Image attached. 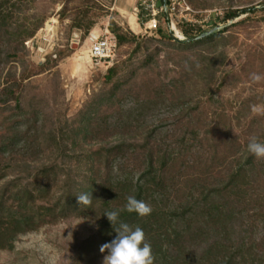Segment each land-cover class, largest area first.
I'll use <instances>...</instances> for the list:
<instances>
[{
    "label": "trees",
    "instance_id": "obj_1",
    "mask_svg": "<svg viewBox=\"0 0 264 264\" xmlns=\"http://www.w3.org/2000/svg\"><path fill=\"white\" fill-rule=\"evenodd\" d=\"M29 1L0 0V78L9 66L0 82V180L8 177L0 186V249L11 250L20 234L43 224L88 217L95 233L74 245L71 264H96L99 254L106 255L101 245L115 236L116 225L112 228L103 214L123 209L126 197L134 196L150 205L151 213L139 217L121 211L119 219L142 228L154 264H264V158L246 150L252 136L264 142V96L262 107L255 110L243 101L214 97L227 76L221 69L224 51L202 55L201 65L192 61L187 67L185 74L192 73L193 83L203 66L208 75L192 89L193 105L180 107L169 134L156 139L150 130L140 138L108 143V137L131 126L119 124V109L103 113L114 91L97 94L75 117L59 123L49 122L46 115L39 121L37 108L26 110L21 104L20 91L15 92L25 78H13L18 53L44 21L20 17L22 4ZM256 9H227L222 22ZM65 12L64 3L59 18ZM72 22L71 27L84 33L92 26L91 21ZM237 22L218 30H182V40L159 28L157 33L178 49L190 48L223 40L222 33ZM109 31L116 48L136 39L115 23ZM117 73L113 60L105 80L111 82ZM126 83L113 88L122 90ZM150 102L148 96L139 104ZM203 103L216 107L205 110ZM17 114L24 115L17 120ZM84 193L92 195L90 205L78 203L77 196Z\"/></svg>",
    "mask_w": 264,
    "mask_h": 264
},
{
    "label": "rangeland",
    "instance_id": "obj_2",
    "mask_svg": "<svg viewBox=\"0 0 264 264\" xmlns=\"http://www.w3.org/2000/svg\"><path fill=\"white\" fill-rule=\"evenodd\" d=\"M154 1L156 6L160 5L159 0ZM64 3L66 15L59 18ZM148 3V0H134L131 4L126 0H32L22 4L20 17L25 14L44 18L41 27L23 42L13 76L15 79L25 78L15 93L20 91L21 104L26 110L37 108L39 121L46 115L49 122L59 123L75 117L97 94L108 95L114 91L116 94L111 97L110 105L102 106L103 113L119 109L122 113L119 124L132 127L128 126L122 134L108 137V143L140 138L150 130H155L156 139L163 138L175 126L180 107L193 105L192 89L204 83L208 75L203 66L200 76H195L198 81L193 83L192 73L185 74L187 67L192 61L201 65L200 56L219 50L224 51L221 69L227 72V76L214 97L228 99L230 103L243 101L251 110L262 107L264 0H168L167 4L171 6L172 3L175 9L169 10L168 14H157L156 26L151 29L146 28L147 21L152 18L146 6ZM250 7L257 9L222 22L227 9ZM129 14L136 19L138 29L135 31L127 24ZM74 19L82 25L91 21L92 26L84 33L83 28L71 27ZM236 21L239 22L222 33L223 40L211 39L190 48L178 49L173 41L160 39L157 33L159 28L163 33L169 35L170 32L182 40V30H192V33L218 30ZM110 23H115L136 39L116 48L114 60L118 73L107 82L104 68L91 67L88 61L77 67L75 55L80 48H88L85 41L90 30L97 28L102 33L107 27L109 31ZM8 67L2 71L0 82ZM252 73L260 75L261 79L252 80ZM176 79H180L183 85L180 81L174 82ZM125 80L127 83L121 86L122 90L113 88ZM253 95L255 97L249 101ZM148 96L151 102L140 105L139 101ZM203 106L209 110L216 104L209 107L203 103ZM23 115L15 117L18 120ZM111 119L113 121L115 117ZM23 127V124L17 126L18 129ZM6 179L8 177L0 180V186ZM95 230V223L88 217H69L43 224L20 234L11 250L0 249V264H71L74 245L92 236ZM103 256L99 254L96 264H102Z\"/></svg>",
    "mask_w": 264,
    "mask_h": 264
},
{
    "label": "clouds",
    "instance_id": "obj_3",
    "mask_svg": "<svg viewBox=\"0 0 264 264\" xmlns=\"http://www.w3.org/2000/svg\"><path fill=\"white\" fill-rule=\"evenodd\" d=\"M251 79L258 81L261 76L252 73ZM249 154L256 158H264V142H260L257 137L252 136L246 145ZM91 194H81L77 196L80 205H90ZM121 211L135 213L139 217H145L152 211L150 205L143 200H138L134 196L126 197L123 209L106 211L103 216L107 218L115 232V236L110 242H106L100 247V252L105 253L102 264H154V256L150 243L147 242L145 234L140 227H130L129 224L121 222L119 217Z\"/></svg>",
    "mask_w": 264,
    "mask_h": 264
},
{
    "label": "built area",
    "instance_id": "obj_4",
    "mask_svg": "<svg viewBox=\"0 0 264 264\" xmlns=\"http://www.w3.org/2000/svg\"><path fill=\"white\" fill-rule=\"evenodd\" d=\"M148 2L149 3L146 6L151 12V19L155 21L153 27L151 28H154L156 26L155 17L157 16V14H160L162 12L164 14H168L169 10L170 12H172L175 9L172 3L171 6H169L167 3L156 6L154 0H148ZM86 40L90 41L88 48L90 66L104 69L108 68L112 64L116 52L115 36L111 34L106 27L102 33L98 32L97 34H94L93 30H90L88 32Z\"/></svg>",
    "mask_w": 264,
    "mask_h": 264
},
{
    "label": "bare ground",
    "instance_id": "obj_5",
    "mask_svg": "<svg viewBox=\"0 0 264 264\" xmlns=\"http://www.w3.org/2000/svg\"><path fill=\"white\" fill-rule=\"evenodd\" d=\"M126 20H127L128 26H129V28L131 30L135 31V30L138 29V25L135 22L133 15L129 14L127 16ZM154 23H155V21L151 19V20L147 21L146 27L147 28H151V27H153ZM172 28L174 30H176L174 25H172ZM93 33L97 34L98 33V29L97 28H93ZM85 44L88 45V48H89L90 41L86 40ZM88 48H85V47L80 48V50H78V54L75 55V60H76V66L77 67H82L84 63H86L87 61L89 62Z\"/></svg>",
    "mask_w": 264,
    "mask_h": 264
},
{
    "label": "crops",
    "instance_id": "obj_6",
    "mask_svg": "<svg viewBox=\"0 0 264 264\" xmlns=\"http://www.w3.org/2000/svg\"><path fill=\"white\" fill-rule=\"evenodd\" d=\"M134 0H126V2H128V4H131V2H133ZM128 6V5H127ZM118 10H122L120 7H119V9ZM124 10V9H123ZM134 20H135V22H136V19L134 18ZM137 23V22H136Z\"/></svg>",
    "mask_w": 264,
    "mask_h": 264
},
{
    "label": "water",
    "instance_id": "obj_7",
    "mask_svg": "<svg viewBox=\"0 0 264 264\" xmlns=\"http://www.w3.org/2000/svg\"><path fill=\"white\" fill-rule=\"evenodd\" d=\"M206 34H208V33H206ZM205 34H201V35H199L197 38H201V37H203Z\"/></svg>",
    "mask_w": 264,
    "mask_h": 264
}]
</instances>
